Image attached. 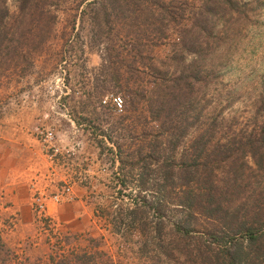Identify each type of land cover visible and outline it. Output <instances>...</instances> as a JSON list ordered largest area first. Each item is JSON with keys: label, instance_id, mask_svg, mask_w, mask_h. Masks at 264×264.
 Returning a JSON list of instances; mask_svg holds the SVG:
<instances>
[{"label": "rangeland", "instance_id": "obj_1", "mask_svg": "<svg viewBox=\"0 0 264 264\" xmlns=\"http://www.w3.org/2000/svg\"><path fill=\"white\" fill-rule=\"evenodd\" d=\"M1 21L27 43L0 56V122L32 119L42 155L37 132L53 130L70 157L52 179L86 170L95 218L72 227L51 208L54 224L23 221L0 193V264H223L226 250L264 264V0H0ZM109 55L120 85L101 74ZM175 126L192 129L170 147ZM171 157L187 159L186 193L181 174L162 185Z\"/></svg>", "mask_w": 264, "mask_h": 264}, {"label": "crops", "instance_id": "obj_2", "mask_svg": "<svg viewBox=\"0 0 264 264\" xmlns=\"http://www.w3.org/2000/svg\"><path fill=\"white\" fill-rule=\"evenodd\" d=\"M6 124L8 129L3 122H0V193L5 194L8 208L18 213L21 220L29 221L32 216L29 207L31 180L39 178L35 176L38 172H42L41 169L47 171L50 166L51 169L56 170L61 165L47 162L45 155L39 153V142L34 136L35 133L33 134V130L37 127L32 119L30 122L24 119L15 123L7 121ZM57 175L59 177L57 179L64 180L62 174L57 173ZM43 183L44 181L41 184ZM93 188L92 182L73 184L74 200L61 204L55 209L51 203H48V209L55 210L54 214L72 227L90 225L95 218L94 205L90 202Z\"/></svg>", "mask_w": 264, "mask_h": 264}, {"label": "trees", "instance_id": "obj_3", "mask_svg": "<svg viewBox=\"0 0 264 264\" xmlns=\"http://www.w3.org/2000/svg\"><path fill=\"white\" fill-rule=\"evenodd\" d=\"M31 1L32 0H20V7L24 8L27 5V3H30ZM1 24H2V21L0 23V56L2 54H4V57H6V58H8V56H10V58L11 57L14 58V56H16L18 54V52L21 51L22 47L27 42L25 43V41H22L21 40V38L24 37L23 35L22 36L20 35V37L18 36L16 39H12L11 36H8V32L3 31V28L1 30ZM25 39H27L26 36H25ZM27 40H30V39H27ZM6 63H8V62H4V64H6ZM119 65L120 64L114 66L113 63L110 62V55L107 57V59H105V57H103L102 62H101L100 71H101L102 76L103 77H106L107 75L109 76L111 74L112 75H115L116 77L111 78L112 79V83H115V85H117V84L120 85V81H121V79L118 76V73H116L118 71V69H119L118 68ZM176 87L177 86H175V88ZM173 94H176L177 95L178 93H176L174 91ZM176 118H178V116ZM177 128H178L177 126L173 127L171 129V131H169V132H167L165 134V136H162V142L163 143H168V146L170 145V147H171V144L170 143L173 140V144L176 147L177 144H179L182 140H184L189 135L190 130L192 129V128L185 127V128L179 129L178 132L175 133L174 130H176ZM204 137H205V133H203V134L198 133L196 136L194 135L192 137L193 140L191 141V143H197L198 141H200ZM208 138H210V137L208 136ZM162 142H159V143H162ZM158 145H159V149H160V145H162V144H157V146ZM117 153H118V155H121V152L120 151H117ZM200 155H205V154L202 153ZM142 156H143V153H141V151H140V153L138 154V157H137V158H139V161L142 160V158H141ZM146 156H147V158H149L152 161L155 160L154 159V153L153 152L150 153V155H146ZM122 160L123 159H121V158L118 159V162H119L120 165L123 164V161ZM170 160H171L172 164L162 166V169L163 170L168 169V172L162 174V185L165 188V186H167V185H165L164 183H167L170 180L175 179L177 176H179L181 174V179L180 180H177V182H178L179 187L182 189L181 192L186 193L185 192V189H188V187H184L183 186L182 178H184L183 176L185 175V173L183 171H186L185 168L187 166V159H185V158L172 159V157H171ZM154 162H156V160ZM192 181H193V183H195L196 180L193 179ZM170 182H172V181H170ZM183 187L185 189H183ZM192 189H194V188H192ZM165 191H166L165 189L162 190V192H165ZM165 193H162V200H160V201H158L156 203L155 202L153 203L154 204V207L153 208L156 211H158V214L161 213V209L163 210L166 206H168L170 204L169 203L170 202L169 200H171V199H170V197L167 198V196H166ZM179 202H180V204H184V205L186 204L185 201L183 203H181L182 201H179ZM139 207H141L143 209L145 207H148L149 208V204L147 203V201L146 202H142V205L140 204ZM139 210H140L139 208H136L134 211H139ZM198 212H200V211H198ZM163 214L164 213L162 212V219H164ZM198 214H200V213H198ZM160 217H161V214H160ZM158 223H161V221H159ZM183 223L184 222L180 221L178 223V225L176 226L175 230L173 231V235H174V234L177 233L176 230H179V234L181 236V239L185 238L186 235H188V233H189V230H187L185 227H182ZM249 236H250L249 237L250 242L251 241L253 242L254 240H256V237H254L253 235L250 234ZM158 250L162 253V256L163 255L165 256L166 251H165V248L164 249L162 248V244L159 245ZM224 252L227 253L226 258L227 257L230 258V261L229 262H226L225 261L223 264H234L233 258L231 256V253H229L228 250H226ZM220 263L218 262V264H220Z\"/></svg>", "mask_w": 264, "mask_h": 264}, {"label": "built area", "instance_id": "obj_4", "mask_svg": "<svg viewBox=\"0 0 264 264\" xmlns=\"http://www.w3.org/2000/svg\"><path fill=\"white\" fill-rule=\"evenodd\" d=\"M103 103L109 104L114 112L119 113L123 111V100L120 96L111 95L110 99L103 101ZM37 135L44 154L53 165L60 164L62 160H67V157H70L68 151L63 154L58 147L57 138L52 129H39ZM55 173L56 170L51 169L49 175L44 176L47 182L38 185L37 181H34L30 185V190L33 194L30 199V209L37 223L54 224L53 218L49 213L48 203L61 204L73 201L74 194L72 185L86 184L88 178L86 175L87 172L83 171L79 172L74 178L68 177L67 179L55 182L52 179Z\"/></svg>", "mask_w": 264, "mask_h": 264}]
</instances>
